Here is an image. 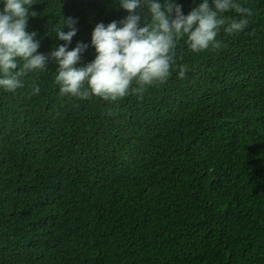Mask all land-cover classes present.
Masks as SVG:
<instances>
[{
	"label": "trees",
	"instance_id": "1",
	"mask_svg": "<svg viewBox=\"0 0 264 264\" xmlns=\"http://www.w3.org/2000/svg\"><path fill=\"white\" fill-rule=\"evenodd\" d=\"M169 2L187 15L202 0ZM234 2L252 11L243 32L227 34L225 25L216 37L222 47L199 53L179 40L168 80L141 93L116 101L62 95L51 59L46 70L21 77L22 87L0 88V264H224V241L206 233L232 239L230 264H257L264 0ZM29 10L37 15L27 31L45 55L64 43L55 34L63 19L77 21L68 49L89 45L77 67L95 58V25L119 26L127 16L119 0H33ZM137 11L142 25L151 22L147 6ZM177 65L187 66L183 78ZM7 97L30 109L10 115L25 119L21 134L8 122ZM137 200L143 206L132 209Z\"/></svg>",
	"mask_w": 264,
	"mask_h": 264
},
{
	"label": "clouds",
	"instance_id": "2",
	"mask_svg": "<svg viewBox=\"0 0 264 264\" xmlns=\"http://www.w3.org/2000/svg\"><path fill=\"white\" fill-rule=\"evenodd\" d=\"M32 5L33 0H0V88L11 92L22 87L21 77L46 70L51 59L57 65L54 82L59 86L60 94L80 99L95 96L111 101L122 99L130 92L141 93L146 87L164 84L176 64L175 50L179 40L186 38L187 47L194 53L210 47L220 49L222 45L216 40L220 28L227 25L224 27L227 34L243 32L249 25L247 17L252 15L251 9L234 0H211V4L209 0H202L187 15L182 14L180 5L169 0H165L163 6L156 0H119V7L127 16L119 21V26L116 21L95 25L90 39L95 58L77 67L81 55L89 47L78 42L68 49L77 32V21L71 17L63 19V26L55 34L64 43L48 55L38 53L40 45L35 39L36 33L27 31L29 17L37 15L29 10ZM142 5L147 6L151 14V22L143 25L137 11ZM230 10L242 18L222 15ZM65 26L69 29L67 32L62 30ZM177 67L179 77L183 78L187 66ZM133 83L137 85L135 89ZM39 92L40 88L33 84V94ZM5 103L8 122L18 123L21 134L26 128L23 125L25 119L10 115L16 112L17 116H25L30 109L15 98L7 97ZM3 117L0 108V118ZM134 163L137 167L143 165L139 159ZM142 206L137 200L132 209ZM215 238L224 241L220 251L227 257L224 264H230L232 239L217 233H206L204 237L206 240ZM210 255L214 256L215 252L211 251ZM257 264H264V254Z\"/></svg>",
	"mask_w": 264,
	"mask_h": 264
}]
</instances>
